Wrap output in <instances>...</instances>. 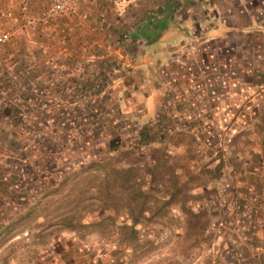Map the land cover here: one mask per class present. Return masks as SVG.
<instances>
[{
    "label": "rangeland",
    "instance_id": "rangeland-1",
    "mask_svg": "<svg viewBox=\"0 0 264 264\" xmlns=\"http://www.w3.org/2000/svg\"><path fill=\"white\" fill-rule=\"evenodd\" d=\"M168 3L181 5L178 31L182 0H81L76 16L50 25L33 23L45 1L0 0L11 34L0 48V264H244V252L222 237L237 226L238 235H254L239 221L250 198L254 216L264 210V80L226 79L235 60L224 42L242 43L245 60L263 69L253 59L260 40L224 33L213 42L203 12L182 37L146 44L138 30ZM152 56L164 60L152 64L159 76L151 108L141 73L142 91L125 86ZM232 90L237 113L221 126L225 112L208 110L224 107ZM96 158L133 170L148 196L144 212L131 203L135 222L125 208L75 204L82 190L90 195L80 167ZM79 213L86 226L67 229L62 221ZM255 225L264 231V221Z\"/></svg>",
    "mask_w": 264,
    "mask_h": 264
},
{
    "label": "crops",
    "instance_id": "crops-1",
    "mask_svg": "<svg viewBox=\"0 0 264 264\" xmlns=\"http://www.w3.org/2000/svg\"><path fill=\"white\" fill-rule=\"evenodd\" d=\"M184 3L188 1H191V6H184V13L185 17L182 23V25H185L186 21L193 20L192 17L194 14L203 12H208L207 20L204 21L202 24L207 26V32L208 35L214 37V41H216V38H219L222 34L225 33V35H232V39L235 37L236 34H240L241 36H246L247 38L250 36H255L260 40L259 43V49H261L260 52L257 51V53H254L257 56H253V59L262 58V62H260V65H264V0H182ZM195 5L194 3H197ZM193 3V4H192ZM207 5V8L206 6ZM200 21V20H199ZM201 23V22H200ZM198 24L199 27L202 26V24ZM186 40V39H183ZM225 48L229 52V56L232 58L234 62L231 60L229 61V71H228V79H231L232 77H236L237 79H256V80H264V68L262 67H254V61L245 60V55L242 50V43L233 42L232 40H226L225 42ZM170 46V45H167ZM171 48H173L171 46ZM167 53L170 54V50H166ZM260 53V54H259ZM171 55L167 57L168 64L167 67H169ZM157 59V56H152L150 58H147L145 61V67L141 68L138 67L136 69H132L130 71V74L128 75V84H126V90H132V84L136 87L135 90L142 91V86H139L140 81V73L143 77V83L145 95L147 96V104L154 106L153 100L155 96V92L153 86L156 82V78H158L157 70L159 68L153 67L152 64ZM157 60H164V59H157ZM238 62V63H237ZM165 63L161 62V67L164 66ZM125 79V80H127ZM142 79V78H141ZM131 82V83H130ZM121 84V83H119ZM209 91H210V85ZM140 89V90H139ZM134 90V91H135ZM212 90V89H211ZM213 91V90H212ZM214 93V92H212ZM238 95V93H234L232 91H227L225 94V97L229 98V102L224 105L222 108H217L216 106L211 109V106L209 107L208 111L216 112L218 110L225 112L224 117V124H221V126H225L228 123H230L233 119L235 112L233 105L231 104V98L232 95ZM242 96V95H240ZM236 105V104H235ZM216 122V121H214ZM216 123H213L212 126H214ZM262 187L261 190L258 189L259 193H261L260 198L262 199L261 203L264 204V180H261ZM255 221H264V210L261 206L257 207L255 209ZM229 219L227 222L231 223L232 218ZM234 221V220H233ZM241 222V228L245 226L244 221L239 220ZM233 223V222H232ZM240 226V225H239ZM255 231L254 235H247L246 233L243 234L241 232V236L237 234L236 230H239L240 228L237 226L236 228H231V231L228 234V237L226 235H223L222 237L226 243V245L232 249L235 246L238 247V249L245 254V262L244 264H262L261 263V256L263 258L264 251L262 252L264 248V231L260 228H258L257 225L252 226ZM240 232V231H239ZM226 234V233H224ZM247 235V236H245ZM1 239V238H0ZM248 239V240H247ZM116 250L112 252L114 254ZM226 251H223V254ZM110 256V255H109ZM108 256V258H109ZM104 258V257H103ZM106 260V258H104Z\"/></svg>",
    "mask_w": 264,
    "mask_h": 264
},
{
    "label": "trees",
    "instance_id": "trees-1",
    "mask_svg": "<svg viewBox=\"0 0 264 264\" xmlns=\"http://www.w3.org/2000/svg\"><path fill=\"white\" fill-rule=\"evenodd\" d=\"M183 2V1H182ZM191 1L185 2V6H191ZM170 9H168V5L164 7L163 10L158 12L149 11L147 14V20L144 22L143 27L138 30L137 36L141 37L143 41L151 45L152 43L161 44L162 42L169 40L175 37H182L184 35L185 25H179V30L175 31L177 26L176 20L174 19V14L177 11V7L180 3L170 4ZM179 4V5H178ZM181 6V5H180ZM187 22V21H186ZM93 117V115H92ZM99 119L96 118L94 124H98ZM100 127H95L94 130H99ZM100 131V130H99ZM26 168V167H25ZM81 175L84 176L83 180L88 181V191H90V195L83 199L82 195L85 190L79 192V195L74 200L77 206H80L81 202L84 200L88 201H96L99 203V208L102 210L113 209L115 212L119 213L121 208H125V214L131 218H133L134 222L136 216L133 214L131 209V203L133 201H139L141 206V212H144V206L147 204L148 196L145 195L142 191H140L134 183L133 178V170L131 169H118L114 166L111 160L98 159L91 161L88 165L80 167ZM81 179V177H79ZM69 177L66 179L60 180L56 186L53 184L51 188V194H55L63 190L62 188L67 184ZM92 185L93 189H90ZM48 188V189H50ZM50 191H48L50 193ZM95 192V193H94ZM41 193H47L45 191H40ZM50 194V195H51ZM127 197H124L126 196ZM47 196V195H46ZM132 196V198H129ZM125 202L124 206L119 205L120 202ZM119 206V207H118ZM122 206V207H120ZM62 222L65 223V227L72 231L82 228L86 225H83L80 220V213L76 215H72L67 220L64 219ZM132 232H136L135 229H131Z\"/></svg>",
    "mask_w": 264,
    "mask_h": 264
},
{
    "label": "built area",
    "instance_id": "built-area-1",
    "mask_svg": "<svg viewBox=\"0 0 264 264\" xmlns=\"http://www.w3.org/2000/svg\"><path fill=\"white\" fill-rule=\"evenodd\" d=\"M45 5L41 10L39 17L33 20V23L38 22L42 25H50L54 20L61 17H74L78 14V6L81 0H43ZM121 14V13H120ZM11 38V34L2 22L0 21V48L6 45ZM246 211L241 214L242 220L249 227L256 224L253 208L256 204V198H250ZM254 223V224H253ZM223 226V223H220ZM236 256H241V253H236Z\"/></svg>",
    "mask_w": 264,
    "mask_h": 264
}]
</instances>
